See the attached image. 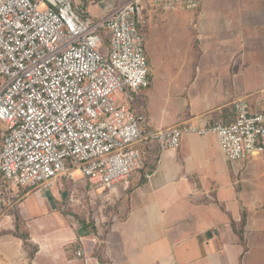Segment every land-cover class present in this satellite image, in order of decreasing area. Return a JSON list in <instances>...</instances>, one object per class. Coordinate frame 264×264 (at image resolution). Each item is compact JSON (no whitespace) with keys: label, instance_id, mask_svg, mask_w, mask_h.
<instances>
[{"label":"crops","instance_id":"crops-1","mask_svg":"<svg viewBox=\"0 0 264 264\" xmlns=\"http://www.w3.org/2000/svg\"><path fill=\"white\" fill-rule=\"evenodd\" d=\"M127 1L95 14L103 18ZM159 11L172 14L164 26L152 24L163 54L155 61L173 69L157 78L149 61L150 86L134 105L146 129L231 124L240 99L262 108L264 0H200L193 11L149 5L148 18ZM179 42L188 52L180 60L173 55ZM148 152L142 171L112 191H94L117 206L104 228L61 212L66 227L50 235L38 216L18 214L36 189L21 195L12 188L16 212L0 211L10 225L0 233V264H264V155L229 161L215 135L194 134L178 149L152 142Z\"/></svg>","mask_w":264,"mask_h":264},{"label":"built area","instance_id":"built-area-1","mask_svg":"<svg viewBox=\"0 0 264 264\" xmlns=\"http://www.w3.org/2000/svg\"><path fill=\"white\" fill-rule=\"evenodd\" d=\"M149 5L193 11L200 0H128L98 19L71 0H0V201L8 183L40 191L76 175L112 191L142 171L152 142L178 149L188 134L215 135L229 161L264 155V98L259 110L236 101L231 124L146 129L134 105L150 86Z\"/></svg>","mask_w":264,"mask_h":264},{"label":"rangeland","instance_id":"rangeland-1","mask_svg":"<svg viewBox=\"0 0 264 264\" xmlns=\"http://www.w3.org/2000/svg\"><path fill=\"white\" fill-rule=\"evenodd\" d=\"M88 1L89 0H71L72 6L80 10V15L85 14V8ZM123 1L124 0H106V2L103 1L100 4L97 0H92V2L88 3L87 6L88 9L90 8L91 13H86L90 18L98 19L100 17H97V15L95 14V10L105 12L106 14L108 11L116 8L119 2ZM146 14L147 17L145 19V22H143L140 27L147 38V42L145 44L147 58L149 61L153 62L154 74L158 78V76L160 75L164 76L168 73H171L173 67H171L170 72H166L163 67L161 68L159 65H157L155 60L163 56V54L161 52L160 45L157 43L158 36H156V33L152 32L153 30L151 31V28L154 27L152 25L153 23L158 27L164 26L166 23V14L172 13L159 11L157 17L155 16L150 19L148 18L149 13L147 12ZM105 34L108 35L107 30H105ZM173 49V55L179 60L188 56V52L186 51L184 45H182V43L180 42L176 44V46L174 45ZM165 56H167L168 58V53ZM161 79H163V81L165 80V78ZM75 180L76 182H73L66 178H60L48 191H37L31 189V191H29V189L21 188L17 189L15 188V186H12V184H8L13 188V191H20L19 193L21 195L22 193L25 194L29 191L27 195H24L22 202L19 203V205L17 204L19 210L18 214L22 212V214L24 216H27L28 218L38 216V222L41 223L46 230H50V235L53 234L52 231H62L64 226L66 227L65 220L62 217L61 212L69 217H75L78 220L84 221L85 223L88 222L94 225L99 224V226L102 228L106 227V225H108L109 223V220L113 218V212L117 210L116 204H114V202L111 201L110 198H107L104 194L100 193V195L99 193H94V191L102 192L104 191V188H91L90 185L82 180V177L79 175L75 176ZM71 196L75 198V201L72 203L69 202V198ZM5 199V202H7L6 205L3 201H0V211L3 212V210L6 209L8 210V215H13L16 210H12L11 208H9V202H11V204H14V200H17V198L10 199V196H7ZM63 207L65 208L64 210L62 209ZM48 213H50V215H48ZM1 214L2 213H0V218L2 217ZM5 222H7V224H5ZM0 223L4 225L3 227L0 225V233H5L6 231L4 229L10 228L8 220L3 221L0 219ZM50 227L53 228L50 229Z\"/></svg>","mask_w":264,"mask_h":264},{"label":"trees","instance_id":"trees-1","mask_svg":"<svg viewBox=\"0 0 264 264\" xmlns=\"http://www.w3.org/2000/svg\"><path fill=\"white\" fill-rule=\"evenodd\" d=\"M24 191V190H23ZM26 191V190H25Z\"/></svg>","mask_w":264,"mask_h":264}]
</instances>
